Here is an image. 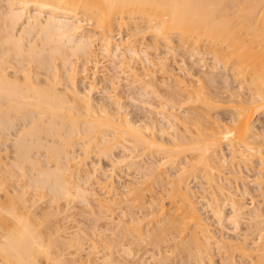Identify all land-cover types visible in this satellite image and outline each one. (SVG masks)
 <instances>
[{"label":"bare ground","instance_id":"bare-ground-1","mask_svg":"<svg viewBox=\"0 0 264 264\" xmlns=\"http://www.w3.org/2000/svg\"><path fill=\"white\" fill-rule=\"evenodd\" d=\"M114 29H118V35L125 31L127 37H119L117 41ZM143 30L150 31L155 40L166 45L170 43L168 34H175L180 42L178 49L183 54L189 53L190 58L193 56V63L202 61L205 52L211 55V64L200 72L196 82L174 78L166 88L169 90L162 93L167 98L161 102L167 125L187 127L189 123H196L200 127L199 137L198 134L190 138L173 133L166 143L159 142L152 132L146 133L148 126L143 128L127 116L120 102L113 98L108 102L93 101L90 90L95 82L89 83L88 89H79L77 78L85 75L88 63L93 62L94 68L97 67L94 58L100 51L112 56L111 63L123 68L133 81L141 84L146 81L144 77L147 78V85L142 86L152 85L149 89L155 93L153 75H140L133 63L145 53L132 42ZM11 52L16 59L7 64L4 58ZM71 57L74 62H69ZM80 58L85 60L77 65ZM58 60L64 67L69 64L70 84L62 90L56 86L61 79L56 70ZM158 61L164 64L165 58ZM32 63L46 68L42 78L25 67ZM47 71L53 73L52 76ZM96 73L92 72L93 77ZM207 83L222 85L221 89L225 88L230 96H240L237 102L233 101L236 104L231 105L230 118L225 123L207 120V111L213 108H209L211 96L205 86ZM219 88L216 91L219 92ZM251 103L252 108L248 110L246 104ZM183 107L188 109L186 114L182 112ZM262 111L264 0H0V118L5 124L23 120L15 134L12 159L10 155L5 159L1 156L5 160L3 166L0 162L3 176L0 177V264H67L60 257L63 244L58 236L64 226L54 225L58 219L49 216L63 211L61 198L75 196L88 206V193L83 184L97 168L94 163L90 166L86 162L89 153L112 159L113 151L127 142L130 147L125 144L121 147L129 148V154L117 159L114 156L112 161L141 170L140 176L149 174L145 181L151 184L155 180L151 187L161 183L164 167L181 156L185 157V164L173 171L171 178L164 175L169 178L165 196L153 188L143 193L144 182L138 180L126 186L125 195L115 196L111 193L112 186L99 180L106 191L99 209L97 207L100 211L97 210V216L107 218L105 224L109 228L105 227L111 228V233L102 236L107 251L100 259L96 247L92 246L78 258L80 264H95L89 261L93 254L100 264H142L141 258L136 256L140 248L149 252L158 264L178 261L192 264L195 257L209 260L208 245L214 239L213 232L188 191L186 172L202 170L212 186V201L207 206L215 204L211 211L216 223L222 224L225 220L237 229L248 207L244 201H239L240 197H234L230 185L216 180L221 172L217 161H226L224 147L220 145L224 144L232 159L237 157L241 162L237 169L229 172L228 178L232 179L231 174L236 179L241 175L240 166L246 167L242 163L247 158L257 157L264 168V149L250 145L249 140L254 138L255 142V138L264 134V122L260 132L255 124L250 125L254 118L258 120L256 116ZM42 132L59 138L46 144L41 141ZM152 146L156 154L161 155L160 159L138 160L144 153L141 151ZM42 147L47 163L55 161L53 165L35 158L34 149ZM27 167L34 173L26 171ZM7 176L15 181V187H10ZM25 180L28 185L19 184ZM263 186L257 190L261 189L264 201ZM234 191L239 192L238 195L245 192L238 188ZM224 207L230 211L224 213ZM135 208L142 213L141 217L135 214ZM89 209L93 213L94 210ZM245 219L260 228L258 237L251 241L253 244L244 240L240 246L218 238L214 239L215 247L229 264H264V211L254 207ZM79 241L76 237L75 243L69 244L71 254L84 250ZM244 255L249 256L246 261H237Z\"/></svg>","mask_w":264,"mask_h":264},{"label":"rangeland","instance_id":"rangeland-1","mask_svg":"<svg viewBox=\"0 0 264 264\" xmlns=\"http://www.w3.org/2000/svg\"><path fill=\"white\" fill-rule=\"evenodd\" d=\"M236 8V7H235ZM234 8V9H235ZM137 21V20H135ZM142 24V22H141ZM131 25V24H129ZM122 29V28H121ZM121 29H119L121 31ZM114 38L119 41V37H127L125 36V31H121L118 35V29H114ZM123 30V29H122ZM97 30H92L91 32L97 33ZM170 36V43L168 45L162 43L160 40H155L152 37V34L150 31L143 30L138 37L135 39L133 38L132 42L136 45L135 47L137 49L141 48L145 51V53L138 59L134 60L135 67L137 69V72L140 73V75H144V73H150L153 75L155 81L154 85L157 87L155 93H152L149 88H152V85L143 87V83L146 84L147 78L144 77L145 82L139 83V81H133L131 76L126 73V71L121 67H116V64H112L110 59H112V56L108 57L101 53L100 51L96 54L95 58L97 61V67L94 68V64L88 63L87 69L85 75L82 74L80 77L77 78L78 80V87L80 90L88 89V85L91 82H95L94 88L90 90V94L93 98V101H105L108 102L110 98L120 102L122 104V110L128 113V117H131L133 121H135L136 124H138L141 127H149L148 130H146V133H153L157 139V141L166 143L169 141L171 137H173V133L188 136V137H194L197 134V137H199V128L197 127L196 123H189L187 127L182 126H176V127H169L167 125L166 120L164 119V113L162 110V104L161 102H164L167 100L166 96L163 97L162 93L165 91H168L166 88H168V85H171L174 78H180L184 79L186 81H195L197 77L202 74L200 72L206 70L208 68L207 64H211L212 57L209 53H204V59L198 63H193L192 58L189 57V53H182L183 51L179 50L178 47L180 46V42L175 38V34H168ZM118 37V38H117ZM39 40L37 39L36 42ZM193 44L190 43V46ZM188 48H191V47ZM95 48H98V46H95ZM181 51V52H180ZM203 52V51H200ZM12 52L10 53V56H7L8 58L5 59L8 61L7 64H10L15 60L16 58H12ZM147 58V59H146ZM159 58H165L164 64L159 63ZM81 60H78L77 65L83 63L84 58H80ZM93 59V61H94ZM69 62H74V57L70 58ZM20 65V64H19ZM56 70L61 77L59 82L56 84V86L62 90L67 85L70 84V81L67 79L68 74V68L62 66L61 61H56ZM71 65V64H70ZM29 70H31V73H39L40 77L42 78L44 75L42 71H45L44 67H39L37 64H26V66ZM8 69H12L11 67ZM44 69V70H43ZM96 71V75H94L92 72ZM125 71V73H124ZM46 73V72H45ZM47 73L52 76L53 73L47 71ZM43 75V76H42ZM126 75H129L126 76ZM151 76V75H150ZM147 85V84H146ZM208 90L210 91V96L207 95V97H210V106L213 107L208 112V121H218L219 123H225L229 120V109L231 105L236 104L233 101H238L240 96H235L234 94L231 95L230 92H228L225 88H222V85H215V84H209L207 83L205 85ZM221 86V87H220ZM142 87V88H141ZM220 87V88H219ZM219 88V92L216 91V89ZM142 89L145 90L142 92ZM150 93H148V91ZM65 90V89H64ZM142 92V93H141ZM141 93V94H140ZM145 93V94H144ZM225 93V94H224ZM144 94V95H143ZM229 94V95H228ZM162 95V96H161ZM166 95V93H165ZM244 98V97H243ZM255 103V102H254ZM253 103L246 104V107L248 110L252 108ZM114 106V105H113ZM116 107V106H114ZM184 109V110H183ZM180 109H177V111ZM182 112H185L188 109L186 107L182 108ZM176 111V110H175ZM189 112V111H188ZM184 114V113H183ZM1 115V113H0ZM259 116V117H258ZM256 117H258V120L254 118V120L251 121L250 125H254L255 129H257L259 132L261 129V123L264 122V111L259 113ZM261 118V119H260ZM260 119V120H259ZM227 120V121H226ZM1 118H0V162L1 166H3L5 162V156L10 155L11 159L14 155V139L15 134H17V129L20 128L23 125V120H16L15 124H5ZM28 127V126H27ZM257 127V128H256ZM261 129V130H259ZM23 132V130H21ZM26 132V131H25ZM264 135V134H263ZM255 138V142L253 139H249L252 141L250 145L254 147H259L264 149V136ZM42 142L44 143H50L54 139L57 140L59 137L55 135L48 134L46 132L41 133ZM195 138V137H194ZM192 138V139H194ZM258 140V141H257ZM249 141V142H250ZM248 142V141H247ZM260 142V143H259ZM262 143V144H261ZM125 143L121 144L116 150L113 151L115 158L118 156H122L123 154H129V148L121 147ZM130 143L127 142L125 145L127 147H130ZM226 144V143H225ZM224 144L220 145V148H223V155L226 158V161L223 163L222 161H217V165H219V169H221L220 175L216 180H220L222 183H225L226 185H230V191H233L234 197L237 199L240 197L241 200L244 201L247 204V210L245 214H242L243 218L239 219V227L235 229L230 222L223 220L222 224L216 223V218L212 214V209L215 204L212 203L210 206H207V203L211 202V195L210 192L212 191L211 184L208 183V180H206V177L204 176L202 170L197 168L193 172L191 171L186 172V180L185 183H187L188 191L190 194H193V199L197 201V205L199 207V211L202 214V217H205V219L209 223V227L213 232L214 239H225L230 240L233 242H236L238 245H242L244 240L246 242H249V244H253L251 241L255 239L254 237H258L257 231L260 229H257V225L254 224V222H250V220H247L245 218L248 217L249 211L251 212L254 207H256L259 211H264V201L262 200L263 194L260 192L261 189L257 190L259 186L264 185V168L259 165V161L257 157L254 158H247V160H244L242 164L244 165L240 166L241 175L237 176V179L233 177V174H231L228 178V174L231 170L237 169V165H239L241 162L236 158L232 159V155L228 153L229 151L226 149L225 146H222ZM75 146H77L75 144ZM75 148V147H74ZM34 156L35 158H39L42 163H47V158L45 157V148H36L34 149ZM75 151H78V149L75 148ZM129 151V152H128ZM82 153V151H80ZM144 152L138 160L147 161L150 160H157L160 159V154H156L155 149L150 147L146 151H141V153ZM33 153V152H32ZM190 152L187 150L185 152L186 155H188ZM196 153V152H195ZM90 156L86 159L87 163L92 166V163L95 164L97 167L94 170V175L91 176V178L86 179V181L83 184V187L86 188L88 193V201L89 205L87 206L80 198L72 196L68 198H61L60 202L62 205L63 211L58 215H50V219L57 218V222H53V224H62L64 226V230H60V234L58 235L61 243L63 244L60 249V257L63 259L64 262L67 264H80L81 261H78V258L80 256H84V252L89 250L90 247L95 246L97 252V255H99L100 259L102 258V254H104L107 249L104 248L105 242L103 243V237L104 234L107 235V233H111V228H109V225L105 224L106 221L108 222L107 218L104 219L103 216H97L99 204H101V200L104 197V193L106 191V188L104 185H102L99 180L106 181L107 184L112 186L113 190L111 193H115V196H123L125 195L126 186L130 185V182L134 180L143 181V193H149V189L153 188L156 193H160L161 195L166 194L167 187L169 184H167L169 178L172 177L175 170H178L181 168V166L184 163L185 157L181 156L178 158L172 165H168L166 168L164 167L163 170L165 171L163 174H167L169 176L168 179H166V176L163 175V179L159 182V185L154 183V186H152V183L155 182V180L150 184L148 181H145L146 178L149 176H140L141 170L137 171L133 168H128L127 164L121 163H114L112 159H115L114 156L107 157L105 155H97L95 152L89 153ZM264 155V154H263ZM4 159H2V157ZM218 156V155H217ZM116 158V159H117ZM220 158V155L218 156V159ZM231 158V159H230ZM34 158H32L33 160ZM143 160V161H142ZM112 161V162H111ZM55 161H51L50 163H47L48 165H53ZM114 163V164H113ZM123 163V164H122ZM192 163H195L193 161ZM113 166V167H112ZM115 166V167H114ZM166 166V165H165ZM53 167V166H52ZM26 171L33 172L34 170H31L30 168H25ZM11 171V170H10ZM167 171V172H166ZM174 171V172H173ZM12 172V171H11ZM15 172V171H14ZM6 175L8 172H4ZM10 173V172H9ZM73 173L76 176V172L73 171ZM1 175V174H0ZM235 176V175H234ZM0 177H3L2 175ZM10 176H7V180L11 182V188L15 187V181L13 179L9 178ZM236 177V176H235ZM137 178V179H136ZM165 180V182H164ZM74 181V180H73ZM101 181V182H102ZM158 181V180H156ZM27 183L28 181H22L19 184ZM158 183V182H157ZM161 184V185H160ZM238 188L240 192L244 195H238L239 192H235L234 190ZM264 189V186L262 187ZM145 198H148L147 195ZM53 202V201H52ZM54 203V202H53ZM89 207H91L93 213L90 211ZM98 207V209H97ZM96 209V210H95ZM118 207L116 208V210ZM135 214L139 217H141L142 213L137 211V208ZM224 213H228L230 209L228 207H224ZM98 210V211H97ZM100 212V211H99ZM96 213V214H95ZM99 214V213H98ZM109 215V212L105 213ZM140 214V215H139ZM135 215V216H136ZM103 219H101V218ZM98 220H97V219ZM120 218V216L118 217ZM100 219V220H99ZM117 218L114 220L116 221ZM97 220V221H95ZM98 222V223H97ZM105 225H104V224ZM249 223V224H248ZM252 223V224H251ZM58 224V225H59ZM248 224V225H247ZM108 226L105 227V226ZM251 225V226H250ZM248 226V227H247ZM250 226V228H249ZM107 228V229H106ZM257 229V230H256ZM252 230V231H251ZM102 233H101V232ZM249 232V233H247ZM256 233V234H255ZM248 234V235H247ZM78 238L80 241L79 243L83 246V251H80L76 255L71 254V250L69 249V244L75 243L74 239ZM246 238V239H244ZM214 239L211 243L208 245V251L210 253V259L209 260H200L199 258L195 257V259L192 258V264H229V260L225 259L224 256L218 252V250L215 247ZM137 247L135 246L134 249ZM143 250V251H142ZM137 257L141 258L142 264H158L154 261V259L149 255V252H144L143 248H140L136 251ZM168 253H162V255H167ZM93 254L89 258V261L94 262L95 264L97 260H95V257ZM102 255V256H101ZM194 257V255H192ZM249 256L244 255L242 258H238L237 261L246 259ZM139 258V259H140ZM191 259V257H190ZM197 259V260H196ZM190 261V260H189ZM177 262V260H176ZM169 262L168 264H170ZM191 263V262H190ZM90 264V263H89ZM93 264V263H92ZM167 264V263H164ZM171 264H180L178 263H171ZM184 264V263H183Z\"/></svg>","mask_w":264,"mask_h":264}]
</instances>
